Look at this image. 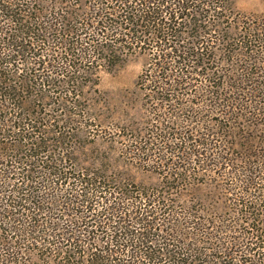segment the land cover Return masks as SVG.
I'll return each mask as SVG.
<instances>
[{
    "label": "trees",
    "instance_id": "1",
    "mask_svg": "<svg viewBox=\"0 0 264 264\" xmlns=\"http://www.w3.org/2000/svg\"><path fill=\"white\" fill-rule=\"evenodd\" d=\"M57 1L59 7L63 0ZM93 1L87 21L72 12L66 20L46 19L32 0L0 1L1 18L9 23L0 36V264L22 263L28 253L45 264H264V19H239L234 35L219 33L230 59L217 73L206 67L204 50L210 36L215 43L221 25L214 20L219 9H228L225 1ZM204 11L212 22L197 25L192 17L187 33L172 23L192 15L204 22ZM56 26L67 36L64 43L54 40L57 49L49 52L46 66L44 48L30 54L24 38L37 29L36 44L42 45L51 36L43 31ZM128 41L153 51L140 85L165 110L154 119L157 130L128 128L125 147L169 181L158 188L132 185L122 171L109 173L104 160H93L101 167L72 160L62 151L68 149L65 133L50 139L59 148L58 156H50L41 150L50 140L38 136L48 130L33 105L24 104L51 99L41 88L53 77L73 80L79 71L73 68H81L76 59L117 64L113 56ZM61 43L69 48L58 47ZM16 63L26 68L22 77L3 70ZM27 93L31 98L23 99ZM64 102L58 99L63 110ZM203 169L225 183L214 184L224 200L182 198L192 189L184 187L192 174H204ZM67 181L77 193L61 192ZM100 235L107 239L105 249L91 242Z\"/></svg>",
    "mask_w": 264,
    "mask_h": 264
},
{
    "label": "rangeland",
    "instance_id": "2",
    "mask_svg": "<svg viewBox=\"0 0 264 264\" xmlns=\"http://www.w3.org/2000/svg\"><path fill=\"white\" fill-rule=\"evenodd\" d=\"M32 1L33 4L36 3L35 6H37V8L43 10L41 12L46 19L48 17L52 18L57 16L59 19L66 20L72 12L74 16L79 15L84 17L85 21H87L88 17H91L89 10L90 6L94 2L93 0H63V3L57 7V0H41L40 2H34L35 0ZM223 1H225L228 5V9H219V12H216L219 19L216 17V20L214 21L219 22L221 27L220 30H218L213 36L215 43L211 42L210 36V45L204 50L206 56L209 58L207 60L208 63L206 64V67H209L208 69L210 70H215L217 73H220L222 68L226 66L223 64L226 62V59H230L228 53L226 54L223 51L226 44L223 42L219 43L217 40V38H219V33L224 34L225 36L234 35L236 28L238 27L239 19H264V0ZM27 2H29V0H25V3ZM1 14L3 13L0 12V36H3L1 35L2 28H4L5 31V28L9 23L8 19L1 18ZM203 14L204 16L202 17H206L204 22L200 21L199 23L197 19L198 17L192 15L189 17L184 16L182 19L176 18L175 20H172V23H176L181 31H185V33H187V31L190 30L188 28V23L192 17L197 25L202 24L203 26L207 24V22H212V19H214L205 11ZM78 20L81 21L82 18ZM91 24L94 25L95 23L91 22ZM13 32L19 33L17 30ZM25 32L26 34L30 33L29 29L25 30ZM38 32L39 30L36 29L35 32L33 31L30 34L34 37V35L37 36ZM43 32L46 36H51L49 38L44 36V39H46L45 43H42V45L36 44L38 42L36 36L32 38L26 36V34L20 33V38H22L23 35L26 36V38H24V42L30 45L32 50L30 54L40 52V49L42 50L44 48V55L42 58H46V66H49V52L53 53V49H57L54 48V40H56V42L60 40L64 43V36L67 35H64V31H62V29L61 31L58 30L57 26L44 30ZM79 34L80 31L76 32V36ZM93 35L92 31L87 36L93 37ZM87 36L85 37L88 38ZM67 38H70V36ZM29 40H33L35 44L31 45ZM61 44H58V47H64L65 49L69 48V44ZM149 48L150 47H136L135 44H131V41H128L121 53L119 52L113 56V59L118 62L117 64L107 65L103 64V62L101 63L100 60H98V62H85L76 59L77 64H80L81 68H78V66L73 68V72L79 70L74 74L76 77H73V80L65 82L61 79L64 78L62 76L53 77L52 84H56L55 86L52 84H46V87L44 86L45 88H41L42 91H48L50 96H53L51 99L35 98L36 100L34 101H24V104H27L28 102V104L33 105V110H35V113L40 116L41 127L48 130L44 134H38V136L41 137L42 140L47 141V139L50 140L59 134L65 133L69 135V140L66 143L68 149H62V151L66 154L67 152L70 153L72 160L74 159V161H77L76 159L78 158V162H80L84 167L89 166L88 164L90 162H94V158L100 160L99 162L104 160L102 163H105L107 168L108 165L110 167V169L107 170L109 173H111L110 171H122L123 177H125L126 180L134 186L158 188L163 185L164 182L166 185L169 184L167 179H162L158 174L152 171L158 170V168H154L139 159H135L132 151H128L125 147L126 144H128V146L130 145V142L125 141L124 136L127 134L128 128H131L132 126V128L140 127L139 129H141V127H143V129L147 130H157L154 119L161 116V113L165 110L164 107L160 106V103H154L149 92L143 90L145 88H142L140 85L141 74L149 65L150 60L155 58L154 53L151 54L149 52L151 51ZM216 53L218 56H216ZM26 59H28V57H26ZM26 59H24L23 65L29 66L30 63ZM23 65H17L16 63L15 65L4 68L3 70L7 71L10 69L22 77V75H25L26 73V68L23 67ZM41 70H45V72L47 71L43 68ZM19 80H15V82L20 84ZM15 82L13 81V83ZM37 93L39 94L40 92ZM30 95L31 94L27 93V95L23 96V99L26 96V99H30ZM190 95L191 94H186L187 97ZM58 99L64 100L65 102L63 104H67L64 110L59 106ZM179 102H186V99H181ZM157 107L161 108L157 109ZM69 110L72 114L69 113ZM74 112H77L79 115L74 116ZM49 119L51 120L49 121ZM176 119L180 121L182 120V117L175 118L174 120ZM72 120H79L80 122L74 124L71 123V127H68L67 123L69 121L72 122ZM193 125L194 123L191 121L188 122V129L190 130ZM51 129H54L55 131L59 130L60 132L50 131ZM193 131L195 132V130ZM29 140L31 139L23 141L25 143H29L31 142ZM52 142L53 140L48 141L45 145L47 147L43 146L41 150L46 148L50 156H55V154L58 156L59 148L56 146L53 147ZM35 152L36 151L33 150V153ZM72 160L69 159L68 163H71ZM178 163L180 165L185 164L181 161ZM97 165L101 167V164L98 163ZM100 167L94 166L95 169ZM201 172L204 174H192L191 172H188V175L192 174L190 178L191 183L189 184V182H187L188 185L186 184L184 187L185 189H192L185 192L182 198L184 200L192 198L191 202L203 199H208L210 201L216 200L217 202L224 200L223 195L221 196L220 193L214 191V184L219 186V184L224 182H221L219 179H216L215 176H212L211 169L208 171L203 169ZM64 188L69 190L73 188L74 192L77 193L76 187H74L73 184H70L69 181L65 183L64 187L60 188L63 189L61 192L65 191ZM56 191L59 192L58 189H56ZM47 192L50 191L48 190ZM85 192L86 191H84V193ZM212 192L213 194L211 195ZM49 206L60 207L56 204H49ZM112 206H115V204L110 205L107 209H110ZM68 213L70 214L71 212ZM69 214H66L65 218H70L71 216ZM94 229L98 231L101 228L98 226ZM99 239L100 240L98 242H91H93L94 247L98 246L103 249L107 239L102 235L99 236ZM84 246L85 248H91L88 243ZM123 247V245L120 246V249ZM23 260L24 261L22 263L18 264H45L43 260L39 259L32 253H28ZM9 264L14 263L9 262Z\"/></svg>",
    "mask_w": 264,
    "mask_h": 264
}]
</instances>
